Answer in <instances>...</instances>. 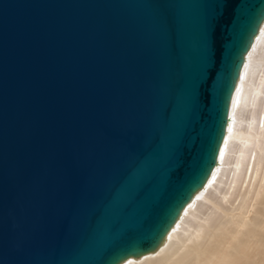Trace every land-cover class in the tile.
<instances>
[{"label": "water", "instance_id": "95a60500", "mask_svg": "<svg viewBox=\"0 0 264 264\" xmlns=\"http://www.w3.org/2000/svg\"><path fill=\"white\" fill-rule=\"evenodd\" d=\"M263 20L264 0H0V264L152 252L216 165Z\"/></svg>", "mask_w": 264, "mask_h": 264}, {"label": "bare ground", "instance_id": "6f19581e", "mask_svg": "<svg viewBox=\"0 0 264 264\" xmlns=\"http://www.w3.org/2000/svg\"><path fill=\"white\" fill-rule=\"evenodd\" d=\"M66 90L77 107L68 82ZM227 117L202 187L152 252L119 264H264V20L244 55ZM27 243L33 248L32 239L19 246Z\"/></svg>", "mask_w": 264, "mask_h": 264}]
</instances>
